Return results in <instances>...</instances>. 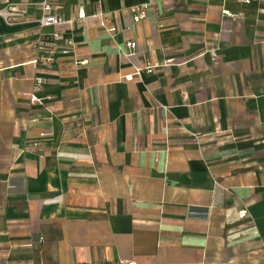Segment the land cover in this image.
Masks as SVG:
<instances>
[{"label":"crops","instance_id":"crops-1","mask_svg":"<svg viewBox=\"0 0 264 264\" xmlns=\"http://www.w3.org/2000/svg\"><path fill=\"white\" fill-rule=\"evenodd\" d=\"M126 262L264 264V0H0V264Z\"/></svg>","mask_w":264,"mask_h":264},{"label":"built area","instance_id":"built-area-1","mask_svg":"<svg viewBox=\"0 0 264 264\" xmlns=\"http://www.w3.org/2000/svg\"><path fill=\"white\" fill-rule=\"evenodd\" d=\"M244 2L248 3L250 0H243ZM40 9H41V16L40 18L37 20V23L39 25V27H46V26H52V25H58L60 24V18L52 11V8L50 6V4L48 2H42L39 4ZM223 14L228 15V11H223ZM145 14L144 11L141 10L138 13H136V15L134 16V21H138L142 18H144ZM79 19L84 17L83 13H79L77 16ZM100 17V26L102 29H104L106 32H113V28H108L106 27V20L104 18L103 15H99ZM54 36L56 37L57 34H54ZM128 48L133 49L135 47V43L130 42L127 43ZM128 56L130 55L127 54ZM81 63H86L85 61L81 62ZM152 65H147L144 70L146 72H150V70L152 69ZM136 72H139V70H137ZM126 81H131L132 80V76L131 75H126L124 78ZM42 79L41 78H35L34 79V86L38 87L42 84ZM29 101L30 103H40L41 101L39 99H37V97L33 94L29 95ZM41 137L45 136L44 133L40 134ZM124 264H134L133 262H126Z\"/></svg>","mask_w":264,"mask_h":264}]
</instances>
